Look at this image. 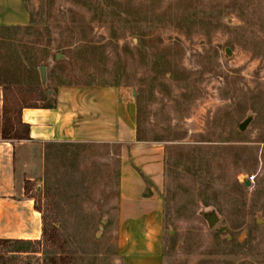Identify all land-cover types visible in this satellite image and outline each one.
<instances>
[{
  "label": "rangeland",
  "instance_id": "374dc122",
  "mask_svg": "<svg viewBox=\"0 0 264 264\" xmlns=\"http://www.w3.org/2000/svg\"><path fill=\"white\" fill-rule=\"evenodd\" d=\"M23 2L0 79L42 87L39 104L62 84L127 86L142 135L164 143V264H264V0ZM2 103L0 84V138ZM118 149L19 145L24 196L59 237L0 246V264H120Z\"/></svg>",
  "mask_w": 264,
  "mask_h": 264
},
{
  "label": "crops",
  "instance_id": "0c3cea01",
  "mask_svg": "<svg viewBox=\"0 0 264 264\" xmlns=\"http://www.w3.org/2000/svg\"><path fill=\"white\" fill-rule=\"evenodd\" d=\"M29 19L23 0H0V25L24 26ZM54 97L51 107L22 109L31 139L15 143L0 138V238L42 237V213L24 196L23 179L16 174L19 145L117 144L120 264H164L166 150L163 142L138 139L133 91L116 84H62Z\"/></svg>",
  "mask_w": 264,
  "mask_h": 264
},
{
  "label": "trees",
  "instance_id": "16d2710c",
  "mask_svg": "<svg viewBox=\"0 0 264 264\" xmlns=\"http://www.w3.org/2000/svg\"><path fill=\"white\" fill-rule=\"evenodd\" d=\"M28 26H4L0 25V30H19L26 29ZM0 84L3 85V103H2V126L1 137L4 140H28L30 138V126L22 122L21 111L24 107H51L55 104V97L53 96L52 102L39 104V100H44L46 91L42 87H35L32 84L21 85L17 78L0 79ZM20 85V86H19ZM46 90V89H45ZM138 139L152 140L144 137L139 127L138 115ZM85 144V143H81ZM62 145H77L75 143H63ZM119 151V149H118ZM119 155V152H118ZM119 161V158H118ZM27 198H34L28 196ZM35 202L36 210L42 213L39 204ZM43 227L42 237L37 242H45L46 244H54L58 241V230L56 227L49 228L46 219L42 215ZM31 242L25 239H5L0 238V246L10 248L12 244Z\"/></svg>",
  "mask_w": 264,
  "mask_h": 264
},
{
  "label": "water",
  "instance_id": "95a60500",
  "mask_svg": "<svg viewBox=\"0 0 264 264\" xmlns=\"http://www.w3.org/2000/svg\"><path fill=\"white\" fill-rule=\"evenodd\" d=\"M227 53H231V50L227 48ZM61 55H57V58H60ZM40 73H41V79L43 83H46V66L41 65L40 66ZM50 92V91H49ZM246 126V123H243L240 125V128L243 129ZM247 185L250 184L249 181L246 182ZM206 218L208 220V223L211 227L215 226L219 222V217L215 212L206 214Z\"/></svg>",
  "mask_w": 264,
  "mask_h": 264
},
{
  "label": "built area",
  "instance_id": "2783aa9c",
  "mask_svg": "<svg viewBox=\"0 0 264 264\" xmlns=\"http://www.w3.org/2000/svg\"><path fill=\"white\" fill-rule=\"evenodd\" d=\"M251 178H253V177H251Z\"/></svg>",
  "mask_w": 264,
  "mask_h": 264
}]
</instances>
